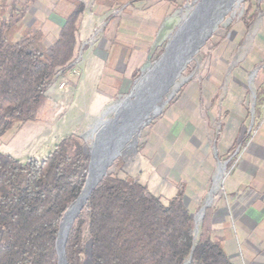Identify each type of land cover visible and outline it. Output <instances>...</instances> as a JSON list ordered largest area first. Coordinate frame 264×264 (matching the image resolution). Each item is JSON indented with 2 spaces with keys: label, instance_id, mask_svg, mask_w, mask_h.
I'll use <instances>...</instances> for the list:
<instances>
[{
  "label": "rangeland",
  "instance_id": "374dc122",
  "mask_svg": "<svg viewBox=\"0 0 264 264\" xmlns=\"http://www.w3.org/2000/svg\"><path fill=\"white\" fill-rule=\"evenodd\" d=\"M19 1L0 0V13L23 8H13ZM52 1L64 5V0ZM202 3L67 0L65 5L83 9L73 58L56 70L37 119L0 137V152L20 162L41 160L72 137L91 156L98 125H127L121 115L141 112L142 97H153L149 86L158 69L166 66L159 62L166 53L171 61L178 58L169 55L175 52L171 43ZM33 17L42 19L47 40L55 37L44 15L33 12ZM200 25V18L191 20L183 34L189 37ZM176 82L157 103L158 109L136 127L123 151L119 149L98 183L108 174L120 179L127 175L164 204L181 190L197 239L204 221L211 228L223 218L220 206L234 216L235 207L228 202L264 200V0H237L180 67ZM137 103L143 106L135 109ZM219 166L223 174L213 191ZM84 258L90 264L87 253Z\"/></svg>",
  "mask_w": 264,
  "mask_h": 264
},
{
  "label": "trees",
  "instance_id": "16d2710c",
  "mask_svg": "<svg viewBox=\"0 0 264 264\" xmlns=\"http://www.w3.org/2000/svg\"><path fill=\"white\" fill-rule=\"evenodd\" d=\"M82 12L75 7L50 42L40 25L21 30L25 7L0 13V137L37 119L56 70L73 58ZM89 162L72 137L41 160L0 152V264H58L60 223L85 186ZM112 177L91 191L75 218L67 264H85V253L90 264H232L207 222L195 238L181 190L164 204L137 180Z\"/></svg>",
  "mask_w": 264,
  "mask_h": 264
},
{
  "label": "bare ground",
  "instance_id": "6f19581e",
  "mask_svg": "<svg viewBox=\"0 0 264 264\" xmlns=\"http://www.w3.org/2000/svg\"><path fill=\"white\" fill-rule=\"evenodd\" d=\"M236 2L237 0H203V3L199 5L198 8L195 9V11H193V13L190 16V19L185 23L182 30H180L177 37L171 43L172 47L173 48L175 47L174 48L175 52L174 53L173 51L172 53L169 52V55L178 56V58L173 59V61H171L170 60L171 58H169L168 54L166 53V55L159 62L161 63V65H166L167 67L164 66L163 68L158 69L160 73H158L157 78L149 86V90H148L150 93L149 95H152L153 97H150L149 99H147V97L145 98V96L147 95H145L144 98L142 97V100H144V105H145L143 110L141 112L137 110L139 112H136L135 115L134 113H132L133 114L132 115L129 114L128 112H125L126 114L125 113L122 115L120 114L123 120L124 119L127 120V125L125 124L121 127L118 126L113 127L114 126L113 124L115 123L113 121V123L107 124L108 127L106 125L100 124L95 128L97 129L98 134L96 135L95 138L96 140L95 143L93 144L91 151L92 161L90 165V171H89L87 183L79 199L69 208V210L64 216L62 224L60 225V231L57 241L58 242L57 247L59 251L61 250V245L64 241L66 233L69 227L71 226L77 211L83 206L90 191L100 181L101 177L103 176L105 172V165L112 157L119 154V149L120 152L121 150L123 151L126 143H128L132 135L137 131L136 127L140 125L143 120L145 121L146 118L149 117V113L152 109H154V111L158 109L157 103L161 101L162 97L172 87L177 86L176 78H178V72L180 67L183 65V63H186L187 59H189L192 56L195 49L198 47L199 43L206 35V33H208L212 28H214L217 25V23L223 18V16L233 8ZM195 18H200V20H202V25L196 28L192 35H189V37H187V34H183V33L187 29V26L189 25L191 20H194ZM179 39L181 40L178 41ZM158 70H153V72L156 73ZM157 95L158 97H156ZM148 100H149V110L146 106V104H148L147 103ZM137 104L135 106V109H137L136 107L139 106V103ZM142 106L143 105L139 106L138 109L141 108ZM128 116H130L129 118L131 119H129ZM222 174H223V167L219 166L218 172L214 177L213 191L217 189ZM209 202L210 200L208 198L206 204H209ZM61 264H63V262H61Z\"/></svg>",
  "mask_w": 264,
  "mask_h": 264
},
{
  "label": "crops",
  "instance_id": "0c3cea01",
  "mask_svg": "<svg viewBox=\"0 0 264 264\" xmlns=\"http://www.w3.org/2000/svg\"><path fill=\"white\" fill-rule=\"evenodd\" d=\"M25 1L21 0L17 2V5H13L15 9L16 7L20 8L21 4H23V8H26L23 27L40 25L43 31L44 27L41 25L43 23L42 19H35L33 12L44 15L46 18L44 23L48 24L47 28L56 33L55 37H52L51 40L46 39L48 42L57 37L65 18L74 8L72 5H65L67 0H64L63 6H55L52 0ZM54 8L58 10L56 11ZM263 187L264 185L260 188ZM227 204L229 207H235V215H229L227 207L220 206L219 210L221 209L224 212L223 218L221 220L216 219L218 223L209 228L210 238L222 245L232 264H264V200L251 198L250 201H231Z\"/></svg>",
  "mask_w": 264,
  "mask_h": 264
},
{
  "label": "water",
  "instance_id": "95a60500",
  "mask_svg": "<svg viewBox=\"0 0 264 264\" xmlns=\"http://www.w3.org/2000/svg\"><path fill=\"white\" fill-rule=\"evenodd\" d=\"M91 159H90V163H89V170H88V176H89V171H90V165H91V161H92V152H91ZM112 159H113V157L108 161V163L105 165V168L111 163V161H112ZM88 179V178H87ZM87 179H86V182H85V185H86V183H87ZM99 183H97L93 188H92V190L98 185ZM85 187V186H84ZM91 190V191H92ZM91 191H90V193H91ZM82 193V192H81ZM90 193H89V195H90ZM89 195L87 196V198H86V200H85V202H84V204L86 203V201H87V199H88V197H89ZM79 197H80V195H79ZM78 197V198H79ZM78 198H77V200H78ZM76 200V201H77ZM76 201L75 202H73V204L74 203H76ZM72 204V205H73ZM83 204V205H84ZM83 207V206H82ZM81 207V208H82ZM81 208L77 211V213L81 210ZM66 213V212H65ZM76 213V214H77ZM65 215V214H64ZM64 217V216H63ZM58 236H59V234H58ZM57 241H58V238H57ZM56 241V250H55V252H56V255H57V259H58V264H61V262H63V264H67L66 263V257H65V251H64V246H65V242H66V238H65V240L63 241V243H62V245H61V250L59 251V249H58V247H57V244H58V242ZM190 261V260H189ZM189 261L187 262V263H185V264H188L189 263Z\"/></svg>",
  "mask_w": 264,
  "mask_h": 264
}]
</instances>
